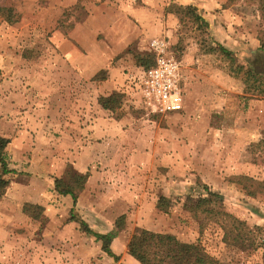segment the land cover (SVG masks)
Returning a JSON list of instances; mask_svg holds the SVG:
<instances>
[{"label": "rangeland", "instance_id": "rangeland-1", "mask_svg": "<svg viewBox=\"0 0 264 264\" xmlns=\"http://www.w3.org/2000/svg\"><path fill=\"white\" fill-rule=\"evenodd\" d=\"M143 1L0 0V136L9 139L11 170L0 197V223L7 226L0 264H140L128 253L137 229L196 243L223 264H262L259 250L225 245L217 225L187 209L208 188L223 196L226 212L264 230V194L250 196L232 180L264 179V98L247 92L244 70L237 73L264 35L257 0H193L209 5L214 26L226 22L224 47L233 64L206 52L219 42L198 7L208 24L203 30L173 13L184 5L155 0L159 7L151 8L161 19L155 32L156 25L141 27L130 9ZM152 39L166 42L181 63L183 111L159 116L124 104L115 113L135 117L139 136L124 138L116 153L90 152L88 171L78 173L80 152L68 155L66 132L81 126L85 114H97L108 67L124 78ZM66 173L92 178L75 207L54 190V180ZM25 204L42 207L37 219L23 211ZM82 221L100 234L117 226L110 244L117 262L83 232Z\"/></svg>", "mask_w": 264, "mask_h": 264}, {"label": "trees", "instance_id": "trees-1", "mask_svg": "<svg viewBox=\"0 0 264 264\" xmlns=\"http://www.w3.org/2000/svg\"><path fill=\"white\" fill-rule=\"evenodd\" d=\"M257 9L264 24V0H257ZM180 21L183 17L196 24L198 28L208 27L207 22L195 6L176 7L173 11ZM204 32V31H202ZM260 46L255 50L252 57L246 61L247 67L237 66V73L243 72L244 83L247 92H254L264 98V35L259 38ZM207 53L219 52L222 56L230 60L233 64V53L226 49L222 44L216 43V48H209ZM136 68L149 69L154 66V55L149 50L147 53L136 56ZM255 83H258L255 85ZM124 103V95L115 92L108 96H99L98 104L106 111L115 113L121 109ZM9 144V139L0 136V197L4 194L8 186V181L3 179L11 170L6 162L5 150ZM65 178L54 180V190L63 197H69L72 207H75L77 195L83 190L87 174H69ZM233 181L242 184L246 193L254 196L256 193L264 194V179L255 181L246 176H237ZM232 181V182H233ZM206 196L198 198L195 205L188 207V211L194 216L204 215L208 221L214 223L222 231V242L239 250L261 252L262 264H264V230L259 226L249 227L247 223L226 212L223 207V196L205 188ZM160 197L158 203L164 201ZM34 210L29 214V210ZM23 211L31 218L37 219L42 212V207L38 205L25 204ZM71 219H74L73 217ZM72 221V220H71ZM83 232L95 238V241L102 243V251L117 262L118 256L113 254L110 249L111 242L117 237L118 228L106 234H100L89 229L85 222H80ZM128 253L140 264H223L216 258L209 255L200 245L196 243H184L175 236L169 234L154 233L145 229H137L128 243ZM123 264V263H122Z\"/></svg>", "mask_w": 264, "mask_h": 264}, {"label": "crops", "instance_id": "crops-1", "mask_svg": "<svg viewBox=\"0 0 264 264\" xmlns=\"http://www.w3.org/2000/svg\"><path fill=\"white\" fill-rule=\"evenodd\" d=\"M175 1L180 5H192L198 7L200 9V12H203L205 14L206 19H208L207 21H211V23L209 22V26L210 30L213 29L214 35H212L214 36V40H216L223 46L227 44L226 39L229 40L230 37L222 27V24H225L226 22H224V20H221L222 23L216 24L214 26L212 24V19L209 17L210 13L206 14V11L210 9L209 5H201L200 3L198 4L193 0ZM160 2H162V0H160ZM143 3L146 5L131 6L130 9L135 13L134 18L139 21L141 27L145 26V24L149 26L156 25L155 32L159 31L157 25H159L161 19L160 17L156 18V13L153 8H151L154 6L159 7V5H156L155 0H144ZM163 5L165 4L163 3ZM141 21L143 23H141ZM228 26L230 27V23L228 24ZM143 30H141L142 33ZM108 70V80L106 81L104 87L100 90V95L103 96H108L113 92H118L119 88L123 85L124 82L123 74L120 73L119 69L108 67ZM192 81L189 80V83H187L190 88L192 85ZM97 109V114H85L83 116V118H85V122L82 123L81 126L72 125V128H70L65 135L66 139H64V143L66 146V151H68V155L74 158L72 155L76 152H80L79 157L74 158V160L78 162V165H74L78 173H86L88 171L87 166H85L84 163L88 157L90 158V152L92 153L94 152V150L96 151L99 149L100 151H104L105 153H116L119 151V147L122 146L123 143H125L124 138H132L135 141L136 137L139 136L137 130L138 128H140L141 124L135 117L133 118L131 114L122 112L120 115H117L118 113L106 111L98 105ZM128 145L134 146L135 144L129 143ZM91 181L92 178L89 177L85 186L86 192L90 190V187H92ZM5 231H7V226L4 223H0V245L2 244L5 237Z\"/></svg>", "mask_w": 264, "mask_h": 264}, {"label": "built area", "instance_id": "built-area-1", "mask_svg": "<svg viewBox=\"0 0 264 264\" xmlns=\"http://www.w3.org/2000/svg\"><path fill=\"white\" fill-rule=\"evenodd\" d=\"M154 66L135 68L124 77V104L147 114L166 116L184 109L185 90L181 63L168 53L167 43L161 39L149 42Z\"/></svg>", "mask_w": 264, "mask_h": 264}]
</instances>
